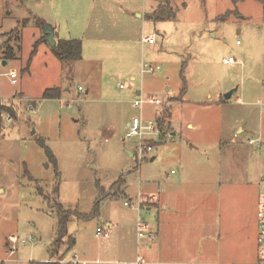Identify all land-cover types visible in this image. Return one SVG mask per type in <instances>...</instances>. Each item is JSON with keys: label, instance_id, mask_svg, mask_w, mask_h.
<instances>
[{"label": "rangeland", "instance_id": "374dc122", "mask_svg": "<svg viewBox=\"0 0 264 264\" xmlns=\"http://www.w3.org/2000/svg\"><path fill=\"white\" fill-rule=\"evenodd\" d=\"M169 5L176 19L154 22L146 16L158 6L155 0H0V106L12 117L0 128V264L67 263L76 253L86 264H110L126 243L146 259L155 242L138 244V222L156 233L165 214L163 205L147 207L149 194L161 201L172 179L190 188L206 172L221 188L242 184L247 169L250 181L264 178V0ZM47 25L55 28L56 41L82 42L81 60L57 58ZM150 35L154 45L143 42ZM8 48L13 58L5 55ZM229 57L238 64L224 65ZM144 62L160 69L142 76ZM54 88L61 98L44 99ZM139 93L163 105L136 109ZM166 110L171 118L164 136L127 137L129 121L142 116L145 126L149 120L155 126ZM258 138L262 147L249 143ZM143 140L155 144L142 157L136 148ZM260 197L250 200L246 215L250 256L234 264H264L256 238ZM130 200L134 206L126 207ZM58 203L73 212L64 239ZM228 226L221 207V255L238 241ZM99 227L109 238L97 237ZM11 236L28 241L14 254ZM70 237L75 243L69 249ZM56 240L65 244L55 248Z\"/></svg>", "mask_w": 264, "mask_h": 264}, {"label": "crops", "instance_id": "0c3cea01", "mask_svg": "<svg viewBox=\"0 0 264 264\" xmlns=\"http://www.w3.org/2000/svg\"><path fill=\"white\" fill-rule=\"evenodd\" d=\"M138 16L143 17L141 14ZM131 79L135 80V77L132 76ZM131 122L127 123L128 128ZM187 128L195 129V126L188 123ZM241 131L243 132L244 129L240 128L238 133ZM205 174L204 178L195 181L190 188H186L181 183L180 177L172 179L170 184H167V193L161 201L155 194H149V199L151 200L152 197L154 199L151 206L147 207L159 208L163 205L165 214L159 220V230L156 232L157 243L155 240L157 246L154 245L153 249L151 247L149 253L145 255L148 264H234L233 262H244L249 258L248 241L251 231L246 215L250 213V200L253 197L258 199L264 193L263 183L260 182L264 181V178L260 181H250V173L247 169L243 171L242 184L223 185L221 188L219 181L214 183L209 179L208 172ZM238 190L242 191L239 195L235 194ZM221 192L225 194L220 196ZM221 207L226 211L229 219L228 235L238 239L236 243H232L223 250L222 255L219 247L222 234ZM106 227L110 229L112 223L107 222ZM164 236L167 237L166 246ZM256 238L258 239L257 236ZM122 249V255L117 260L107 261V263L119 264L132 261L140 254L139 250H134L128 243ZM75 255L82 260L79 254ZM205 260L215 261L202 263Z\"/></svg>", "mask_w": 264, "mask_h": 264}, {"label": "built area", "instance_id": "2783aa9c", "mask_svg": "<svg viewBox=\"0 0 264 264\" xmlns=\"http://www.w3.org/2000/svg\"><path fill=\"white\" fill-rule=\"evenodd\" d=\"M143 42L149 45H154L156 43L155 38L152 35L144 37ZM223 64L230 66V65H236L238 64V62L234 58L229 57V58L223 59ZM159 69H160L159 66L144 62L141 65V74L142 76L143 75H154ZM8 77L10 78V81L13 85H16L18 83V80H17L18 75L16 74L15 71L9 72ZM120 88L123 89L124 85H121ZM78 91L80 93H84L83 87L78 86ZM238 102L241 103L242 101L238 100ZM146 104H155V105L162 106L163 102L156 99L155 97H145L141 93L136 94L135 100L133 102V106L136 109H139L142 111V109L144 108ZM144 121L145 120L142 116L138 119H134L130 123V126L128 128L129 132L127 134V137L128 138H139L140 140H142L145 136L155 133V131H157V133L160 134V137L164 135L163 131L160 129L158 125V121L155 126L153 125V120H149L147 126L144 125ZM11 122H12V117L10 116V114L6 111L4 112V110H2L0 106V128ZM249 143L251 145H257L258 147L263 146V141L260 138L256 140H250ZM154 144L155 142H153L152 145H149L147 144V141L145 140L141 141V143L136 148L137 153L139 155L142 154V157H143L145 153H149L153 151ZM153 199H154L153 197L151 198V200L148 199V202H153ZM142 204L144 203L140 201L139 205L141 208H142ZM125 206L133 207L134 205L132 201L130 200V201L125 202ZM257 219H258V230H259V235L257 239V242L259 245L258 254L260 257V263H264V193L261 195L260 200H259V209L257 212ZM137 230H138V239L141 241L140 243H138L139 245H141L142 242H145V244H152L155 242L157 234L150 229L148 224L138 222ZM96 235L97 237L104 238V239H107L110 236L108 229L106 230L100 227L97 229ZM29 241H33V238H30ZM19 242H21L22 244H26L28 241L26 240L20 241L19 238H17L16 236H11L9 238L8 244H11L10 246L11 253H14L16 251V245ZM47 262H53V261L49 260ZM60 263L61 264H86V262L82 261L78 255H74V257L72 258L70 262L66 263L65 260H61ZM119 264H148V263L144 257L138 255L135 260L128 261V262H121Z\"/></svg>", "mask_w": 264, "mask_h": 264}, {"label": "trees", "instance_id": "16d2710c", "mask_svg": "<svg viewBox=\"0 0 264 264\" xmlns=\"http://www.w3.org/2000/svg\"><path fill=\"white\" fill-rule=\"evenodd\" d=\"M155 1L157 2L158 6L152 13L146 16L147 19L152 20L154 22L173 21L176 19L175 9H173L169 5L170 0H155ZM225 19H226V16L223 18V20ZM81 48H82V42L80 40H76V39L58 40L54 51H55L57 58L60 61L65 62V63H70V62L81 60ZM5 55L7 56V58L14 57L13 51L9 48L5 51ZM184 93H185V90L182 89L178 100L183 99ZM60 98H61V92H60V89L58 88L48 89L46 90L44 94V99H60ZM170 118H171V113L170 111L166 110L163 113V116L161 117V119H158V125L160 129L163 131V133H164V130H167V128L165 127H169L168 124H169ZM56 206H57L58 215H59L58 235L61 239L68 238L69 235L67 231V225L73 215V212L71 210H65L61 203H58ZM58 241L56 240L55 242V245H54L55 248H60L62 244H65V242L59 243ZM74 243L75 241L73 240V238L70 237L69 241L67 242V245L69 246L68 248L70 249L74 245ZM59 244L60 246L58 247ZM61 260H64V259L62 258ZM61 260H57L53 262L30 261L28 264H61L60 263Z\"/></svg>", "mask_w": 264, "mask_h": 264}, {"label": "water", "instance_id": "95a60500", "mask_svg": "<svg viewBox=\"0 0 264 264\" xmlns=\"http://www.w3.org/2000/svg\"><path fill=\"white\" fill-rule=\"evenodd\" d=\"M48 28V40L50 42V45L52 48L56 47L57 45V41L55 39V28L51 25H47ZM4 65H6V62H4ZM236 93V90H233L231 92H229L228 94H226L225 99L226 100H230L232 98V96ZM131 156L133 155L132 153H130ZM155 158L152 159V161H154Z\"/></svg>", "mask_w": 264, "mask_h": 264}]
</instances>
